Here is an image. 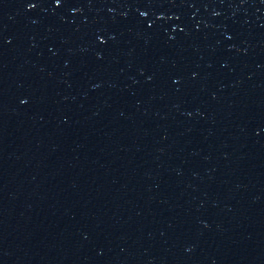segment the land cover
Listing matches in <instances>:
<instances>
[{
  "label": "water",
  "instance_id": "obj_1",
  "mask_svg": "<svg viewBox=\"0 0 264 264\" xmlns=\"http://www.w3.org/2000/svg\"><path fill=\"white\" fill-rule=\"evenodd\" d=\"M0 264H264V0H0Z\"/></svg>",
  "mask_w": 264,
  "mask_h": 264
}]
</instances>
